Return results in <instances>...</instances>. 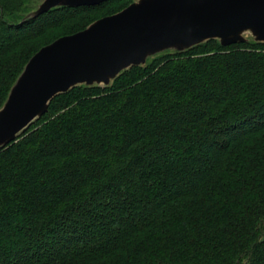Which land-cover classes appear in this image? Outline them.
Returning a JSON list of instances; mask_svg holds the SVG:
<instances>
[{
	"label": "trees",
	"instance_id": "1",
	"mask_svg": "<svg viewBox=\"0 0 264 264\" xmlns=\"http://www.w3.org/2000/svg\"><path fill=\"white\" fill-rule=\"evenodd\" d=\"M132 2L22 22L32 0H0V109L39 49ZM0 264H264V43L53 98L0 150Z\"/></svg>",
	"mask_w": 264,
	"mask_h": 264
},
{
	"label": "water",
	"instance_id": "2",
	"mask_svg": "<svg viewBox=\"0 0 264 264\" xmlns=\"http://www.w3.org/2000/svg\"><path fill=\"white\" fill-rule=\"evenodd\" d=\"M112 0H42L22 22L56 8L96 7ZM264 43V0H135L84 30L60 37L27 62L0 109V150L77 86L108 87L122 72L165 51L181 53L209 40L222 47Z\"/></svg>",
	"mask_w": 264,
	"mask_h": 264
},
{
	"label": "rangeland",
	"instance_id": "3",
	"mask_svg": "<svg viewBox=\"0 0 264 264\" xmlns=\"http://www.w3.org/2000/svg\"><path fill=\"white\" fill-rule=\"evenodd\" d=\"M135 0H133V2H134ZM42 2V0H32V6H31V11H33V10H35L36 8H37V6L40 4ZM30 11V12H31ZM102 14H103V12H102ZM26 16V15H25ZM24 16V17H25ZM23 17V18H24ZM248 41L249 42H253V40H252V38L251 37H248ZM174 51H171V50H169V51H165V52H163V53H173ZM163 53H160V54H163ZM160 54H157V55H160ZM157 55H155V56H157ZM155 56H153V57H155ZM153 57H150V58H148L147 60H149V59H151V58H153Z\"/></svg>",
	"mask_w": 264,
	"mask_h": 264
}]
</instances>
